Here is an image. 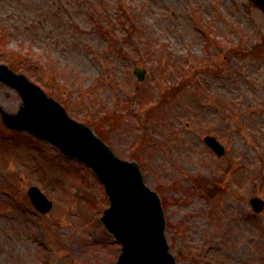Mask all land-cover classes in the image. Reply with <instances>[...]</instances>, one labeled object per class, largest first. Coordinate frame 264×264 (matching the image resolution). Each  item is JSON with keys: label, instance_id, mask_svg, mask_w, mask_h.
<instances>
[{"label": "rangeland", "instance_id": "1", "mask_svg": "<svg viewBox=\"0 0 264 264\" xmlns=\"http://www.w3.org/2000/svg\"><path fill=\"white\" fill-rule=\"evenodd\" d=\"M35 1L47 14H36ZM0 27L9 45L0 60L10 58L74 117L106 120L119 156L142 163L163 196L180 264H264V211L255 215L250 203L264 198V141L248 134L264 135V113L241 119L264 108V48L249 52L264 33L260 8L251 0H0ZM203 30L214 39L207 48ZM242 43L245 51L227 56ZM20 103L0 82V104L15 111ZM2 125L0 116V264H116L121 246L99 218L109 199L93 170ZM213 128L221 156L204 140ZM32 184L53 199L50 212L35 210Z\"/></svg>", "mask_w": 264, "mask_h": 264}, {"label": "water", "instance_id": "2", "mask_svg": "<svg viewBox=\"0 0 264 264\" xmlns=\"http://www.w3.org/2000/svg\"><path fill=\"white\" fill-rule=\"evenodd\" d=\"M264 9V0H256ZM0 80L18 88L24 100L20 111L8 118L15 128L29 129L39 137L50 138L69 154L79 155L95 167L107 185L112 206L103 217L107 226L123 243L119 264H176L165 236V217L156 192L142 183L139 166L117 159L93 132L78 125L65 108L22 74L0 65ZM139 170V171H138ZM36 203L48 208L47 200L32 188ZM39 193V194H38ZM263 203L259 199L253 200Z\"/></svg>", "mask_w": 264, "mask_h": 264}]
</instances>
